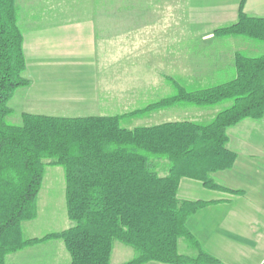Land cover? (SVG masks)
<instances>
[{"label":"trees","instance_id":"1","mask_svg":"<svg viewBox=\"0 0 264 264\" xmlns=\"http://www.w3.org/2000/svg\"><path fill=\"white\" fill-rule=\"evenodd\" d=\"M243 1L237 20L216 28L215 36L264 41V17L248 16ZM25 66L16 0H0V264L29 245L52 240L63 243L69 264H111L116 242L134 253L121 264H224L186 226L189 216L210 201L180 199L177 189L187 178L209 190L238 193L218 184L213 174L235 161L228 129L264 116V54L236 51L231 79L195 89L170 81L169 95L127 112L74 117L22 112L19 123L8 122L9 100L30 83L23 76ZM220 104L225 105L206 122L129 126L154 110ZM55 165L65 173L69 226L25 237L22 224L37 216L44 169ZM179 239L195 254L180 253Z\"/></svg>","mask_w":264,"mask_h":264},{"label":"crops","instance_id":"2","mask_svg":"<svg viewBox=\"0 0 264 264\" xmlns=\"http://www.w3.org/2000/svg\"><path fill=\"white\" fill-rule=\"evenodd\" d=\"M64 1L16 0L26 61L23 76L30 83L16 89L9 100L13 113L74 117L127 112L145 105L150 96L169 95L172 89L167 95H161V91H168L170 81L225 78L232 69V55L242 52L236 44H230L229 57L211 51L198 57L200 62L194 71L178 69L180 56L186 55L178 50L179 29L197 30L202 39H213L217 37L216 28L237 20L242 0H74L72 8ZM242 10L248 16L264 17V0H244ZM114 82L158 85L127 88L123 94L114 90ZM162 110L167 108L137 119L148 125L178 120L177 114L156 116ZM129 126L135 125L131 122ZM233 127H237V141L232 145L228 134L227 146L236 153L235 161L231 168L216 171L213 177L238 193L209 190L197 180L183 178L177 196L210 201L186 222L205 251L224 264H264V116ZM41 189L36 217L42 203L44 208L55 207L48 191ZM58 200L65 207L64 188ZM68 226L69 222L63 221L59 229L29 237H41ZM182 245L185 252L181 253L195 254L185 240L179 239L178 249ZM133 254L131 247L116 242L110 263L121 264ZM69 263L68 253L58 240L29 245L6 258V264Z\"/></svg>","mask_w":264,"mask_h":264},{"label":"rangeland","instance_id":"3","mask_svg":"<svg viewBox=\"0 0 264 264\" xmlns=\"http://www.w3.org/2000/svg\"><path fill=\"white\" fill-rule=\"evenodd\" d=\"M60 1H61L60 3L62 4L63 3L62 0ZM64 2L67 5V7L70 3H71V8L74 6V0H65ZM178 24H179V28L182 27V22L180 19ZM178 43H179L178 44L179 53L186 54L184 56L183 55L180 56L179 58V64H178L179 71L180 70L188 71V72L189 70L194 71L193 69L196 68L197 62H200L198 60V57L201 56L202 54L205 55L211 51L212 52L221 51L225 54L226 57H229L230 48H231L230 44L231 45L236 44V46L241 48L242 52L249 57H255L264 54V41L249 39L242 36H221V37H215L213 39H202L201 33L199 31L193 30V32H191L189 28L183 31L179 29ZM232 75H233V70L231 71L230 69V74H228L223 79H218V80L214 79L211 80L210 82L209 81L207 82L179 81V83L186 84L189 87H191V89H195L196 87H204V86L219 84L223 81L231 79V77H233ZM154 83L157 84L158 82H114V87H115L114 90L116 92L121 91L124 94L127 88L129 90H133V89L135 90L137 89V86H139L138 88L142 89L143 86L147 87ZM171 89L172 87L169 86L168 84L167 87L168 91H165L163 89L161 91L162 92L161 95L169 94ZM154 99H157V96L155 97L150 96L145 103H148L149 101H152ZM224 105L225 104H220V105L202 107V108L175 105L172 109L167 108V110L164 111L162 110L159 111L158 113L156 112L157 113L156 116L160 115L163 116V118H166L177 114L178 120L193 119L194 121L206 122ZM152 113L154 112L151 111L146 113L145 115H149ZM140 116H137L135 119L131 121L133 125L135 126L148 125L149 124L148 122H145L144 120L140 121L137 119ZM7 121L12 123H19L20 122L19 114L16 112L14 113L12 112V114L7 117ZM251 121H252L251 119L243 120L244 124ZM127 122L129 123V121ZM127 122L125 121L123 125L126 126ZM236 128L237 127H233L232 129L228 130V134L231 136L230 141L232 145L237 141L236 137L234 136L236 134L235 133ZM40 188H42L41 189L42 192L48 191V195L53 198L52 202L55 205V207L44 208L42 203V208L40 207L38 210L39 212L38 217H36L33 220L26 221L22 224L23 235L25 237H29L30 235H33V233L39 234L48 230L59 229L63 221L69 222L66 214V207H62L61 201L59 204V200H58L59 191L62 188H65V173L63 167L60 165L47 166L44 169V176ZM46 193H41V195H44ZM184 247L185 246L183 245L179 246L178 251L180 253L185 252ZM188 255H192V254H188Z\"/></svg>","mask_w":264,"mask_h":264}]
</instances>
